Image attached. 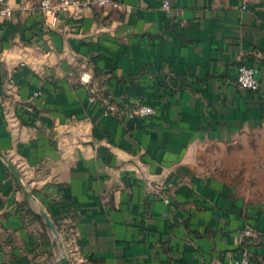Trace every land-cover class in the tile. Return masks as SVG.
I'll list each match as a JSON object with an SVG mask.
<instances>
[{"label": "crops", "instance_id": "0c3cea01", "mask_svg": "<svg viewBox=\"0 0 264 264\" xmlns=\"http://www.w3.org/2000/svg\"><path fill=\"white\" fill-rule=\"evenodd\" d=\"M5 8L0 152L21 183L0 157V264H264V200L226 181V143L264 131V0H112L52 29L38 0Z\"/></svg>", "mask_w": 264, "mask_h": 264}, {"label": "built area", "instance_id": "2783aa9c", "mask_svg": "<svg viewBox=\"0 0 264 264\" xmlns=\"http://www.w3.org/2000/svg\"><path fill=\"white\" fill-rule=\"evenodd\" d=\"M1 1V0H0ZM112 0H38V7L44 17V27L55 28L61 14L72 13L78 16L82 11L91 7H104L111 4ZM163 8L168 10L167 4ZM11 14L8 8L0 10V18H7ZM90 74L84 73L81 76L83 83L90 81ZM236 85L242 90L253 91L258 88V80L255 77V70L244 64L240 65L237 70L235 79ZM90 101H93L91 99ZM103 115L106 117H113L118 120L121 119H147L156 114L155 108L147 105H139L135 108H120L114 104L107 103L103 107ZM227 264H250L248 254L244 251L239 260L229 259ZM215 264H223L217 262Z\"/></svg>", "mask_w": 264, "mask_h": 264}, {"label": "rangeland", "instance_id": "374dc122", "mask_svg": "<svg viewBox=\"0 0 264 264\" xmlns=\"http://www.w3.org/2000/svg\"><path fill=\"white\" fill-rule=\"evenodd\" d=\"M226 181L247 200H264V131L256 130L244 142L226 143Z\"/></svg>", "mask_w": 264, "mask_h": 264}, {"label": "water", "instance_id": "95a60500", "mask_svg": "<svg viewBox=\"0 0 264 264\" xmlns=\"http://www.w3.org/2000/svg\"><path fill=\"white\" fill-rule=\"evenodd\" d=\"M0 157L6 162V165L8 166V168L11 171L12 176L15 178V180L18 183H21L20 175H19V172L16 169V167L1 152H0ZM29 196L33 201L35 200L34 197L32 196V194L29 193ZM38 214L42 217V219L44 220L47 227L51 230V232L57 237L56 229H55L51 219L47 215V213L43 209L38 208ZM57 264H70V260L68 259V257L66 255L62 254L61 256L58 257Z\"/></svg>", "mask_w": 264, "mask_h": 264}, {"label": "trees", "instance_id": "16d2710c", "mask_svg": "<svg viewBox=\"0 0 264 264\" xmlns=\"http://www.w3.org/2000/svg\"><path fill=\"white\" fill-rule=\"evenodd\" d=\"M34 217L40 221L41 225L43 226V229H45V230H46V226H45V224L43 223L42 219H41V218H39V217H38V216H36V215H34Z\"/></svg>", "mask_w": 264, "mask_h": 264}]
</instances>
